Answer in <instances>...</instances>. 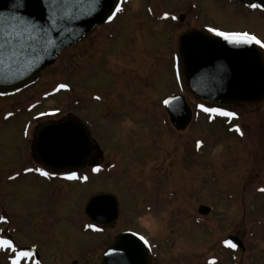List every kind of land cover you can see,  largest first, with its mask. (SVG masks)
<instances>
[{"label": "rangeland", "instance_id": "1", "mask_svg": "<svg viewBox=\"0 0 264 264\" xmlns=\"http://www.w3.org/2000/svg\"><path fill=\"white\" fill-rule=\"evenodd\" d=\"M217 1L198 2L195 22L176 0L124 1L113 22L63 51L32 90L0 100V116L58 119L73 113L89 122L97 117L100 129L91 133L108 154L106 160L116 164L110 174L90 176L78 187L27 177L3 182L0 206L6 214L0 215L7 222L0 221V235L35 247L45 264H100L104 250L126 231L148 241L151 264H264V195L253 190L264 184V109L225 108L236 116L224 118L205 112L171 71L173 54L179 65L178 37L202 25L248 32L264 41V10ZM162 11L185 18L182 23L159 21ZM74 89L85 98L98 92L116 111L101 110L87 98L76 112ZM180 92L194 120L178 131L162 101ZM17 120L9 128L0 123V139L16 151L7 154L10 149L0 144V174L21 162L17 124L22 120ZM98 193L118 200L119 218L108 230L90 228L84 214L87 201ZM199 206L210 213L200 216ZM228 236L238 238L244 250L228 249ZM7 260L0 250V264Z\"/></svg>", "mask_w": 264, "mask_h": 264}, {"label": "water", "instance_id": "2", "mask_svg": "<svg viewBox=\"0 0 264 264\" xmlns=\"http://www.w3.org/2000/svg\"><path fill=\"white\" fill-rule=\"evenodd\" d=\"M246 6L260 0H241ZM120 0H0V44L15 32L23 39L14 48L0 49V97L19 93L38 81L61 52L70 48L94 27L110 22ZM178 53L186 87L203 104L219 108H242L264 101V63L255 43L233 44L223 37L201 31H187L178 38ZM164 102L171 125L184 130L192 121L185 98L174 95ZM35 159L54 171L82 168L92 145L86 127L73 117L36 133ZM207 216L210 209L199 206ZM85 216L98 227L113 228L119 218L117 198L112 194L92 196L84 207ZM140 236L118 234L104 251L100 264H151V252ZM244 250L241 241L225 240ZM226 244V243H225ZM229 249H233L230 248ZM31 250V249H27Z\"/></svg>", "mask_w": 264, "mask_h": 264}, {"label": "flooded vegetation", "instance_id": "3", "mask_svg": "<svg viewBox=\"0 0 264 264\" xmlns=\"http://www.w3.org/2000/svg\"><path fill=\"white\" fill-rule=\"evenodd\" d=\"M127 1L131 2L132 0H127ZM176 1H178L179 3L181 2L183 7L188 8L185 14L190 17V20L192 22H195V18L196 17L194 16V14L197 13L196 12V8H195L197 3L198 2L199 3L205 2L206 5H211L214 0H203V1L202 0H176ZM223 1L231 2V3L234 2L236 4H239L243 8L251 9L249 6H246V4L243 1H241V0H223ZM250 1H254V0H250ZM260 1L262 2L261 6L263 5V8H264V0H260ZM215 3H218V1L215 0ZM256 5H258V4H256ZM253 9H256V8H253ZM173 17H175V16L174 15L172 16V14H169V12L162 11L161 18L160 17H156V18L159 21L170 20V22H173V23H176V21L178 23H182L184 18H185L181 14L178 15L177 17H175V18H173ZM212 27L213 26H210V25H202L201 27L199 26L197 28L190 29V31L191 30L193 31V30L197 29V31H202V32H205V33H208L210 35H214L215 36L216 34L214 32L209 31V29L212 28ZM181 34H183V33H181ZM87 35L85 37H87ZM85 37L82 38L76 44H74L72 47L78 46L81 43H83L84 40H85ZM175 55L176 54H173L172 57H171V61H172V63L170 64L171 65V71L173 72L174 78H176V76H177L176 74H178L177 80L182 81L183 77H181V75H182L181 74V66H179L180 65L179 64L178 67H177V63H176L177 57ZM263 57H264V54H263ZM178 60H179V56H178ZM143 64L144 63H142V65ZM113 70L115 71V69H113ZM152 70L155 71L156 69L155 70L152 69ZM177 70H178V73H177ZM111 71L112 70H110V72ZM39 82H40V78L32 86L22 90L21 92L15 94V95H12V96H9V97H0V100H6V99L11 98V97L15 98L16 96H19L20 94H22V93H24L26 91L32 90L35 87V85L38 84ZM183 82H184V80H183ZM184 85H185V83H184ZM185 89L188 92V95L193 97V95L189 92V90L186 88V86H185ZM60 92H62V91H60ZM178 94H182L183 95V93H181V92L178 93ZM73 96L75 97L73 99V107L76 109L75 110L76 112L80 111L81 107H82V109L84 108L82 106V102L85 99H87V98H89L90 101L94 102V104H97L98 106L102 107L101 110L105 111V109H106V110H109L108 112H110V113H114V111H116L113 108L112 104L104 103V101L102 100V98L100 97L98 92H92V93L89 92L88 97L85 98L83 96H80L78 90L74 89ZM97 96L100 97L99 100L96 99ZM40 98L42 99L43 97H40ZM259 106H262V108L264 109V102H261L259 104L253 105V106H248V107H249V109H251V110L253 109L254 110L255 108H257ZM91 108L92 109H96L97 107L96 106H92ZM92 109H91V111H92ZM236 109H240V108H236ZM9 113H11V112H4V114H2V116H0V123H7V128H9V124L14 122L16 119L22 120V122H21V124L19 126L17 124L18 134H19V137H20V140H21L20 144L22 146L21 147V151L18 153L17 156L19 158L21 157V162L18 165V167L12 168V169H9V168L5 169V171L2 172V174H0L1 175L0 176V184H2L3 182L12 183V182H14V180H18V179L27 177V178H30V179L32 178L31 180L33 182L46 183V184H48V182H51V183H55L56 182V183H59V184L76 185L78 187L80 182H82V183L85 182L86 183L89 180L90 176H98V175L110 174L111 173L110 172L111 167L112 166L116 167V164L113 165V162H115L114 160H112V159H107L106 160L108 154H104L103 153V151L100 148L99 144H97V140L93 136L94 134L91 133L93 130L96 131L95 133H97V131L100 129V128H98L99 123H98L97 117L89 118V119H91L90 122H89V121H87L85 119L83 120L81 117H78V115L73 114V113L72 114L68 113L65 116H62V117H60L58 119H46L44 116L47 117V114L38 115V116H35V117L32 118L31 116H29V114H25V113H24L23 117L21 116V117L17 118L14 113H11L12 115H10V116L8 115ZM98 113H99V111H98ZM98 113H96V114H98ZM105 113H107V112H105ZM68 117H73L75 120H79L85 125V127L87 129L88 136L91 139L92 145L95 146L96 149L94 150L93 154L91 155L90 160L82 168L75 169V170L54 171V170H51V169L43 166L42 164H40L35 159L36 155H35L33 149H34V147L36 146V143H37L36 133L41 128V126L43 124L55 125V124L61 122L62 120H64L65 118H68ZM80 119H82V120H80ZM25 132H27V135H25ZM1 142H3V141L0 139L1 147L3 148V146H4L6 148L5 142H3V143H1ZM9 149H10V151H7V154H10L11 151H13L14 155L16 154V151L13 150V147H12V149L7 147L5 149V151L9 150ZM263 162H264V158H263ZM97 167L100 168L99 172L94 171V169L97 168ZM37 168L44 169L45 171L49 172L50 175L48 177H44V176L40 175L38 172L34 171ZM28 169H33V171H27ZM73 172L76 173V178L67 179L66 177L69 176ZM86 173H89V175H87V176L84 175L82 177V175L86 174ZM84 177H87V179H84ZM261 188H264V184H261L257 188L253 187V190H255L257 192V196L262 195V194L264 195V192L259 191V189H261ZM2 190L3 189H0V195L5 193ZM98 194H103V193H98ZM94 195H97V194H94ZM0 212L2 214H6L4 212V208H2L1 206H0ZM94 228L98 229L96 226ZM108 229L109 228H101V229H98V230L99 231H103V230H108ZM11 236L12 235H7L8 239H11L13 244L16 246L17 251H27V249H31V250H28V251H31V252L34 253V257L31 260L23 261L22 264H31V263L32 264H36L37 261L39 262V264H45V263L42 262V260L40 258V255L38 254L37 249L35 247H23V246H20V245L16 244V242L13 239V237H11ZM0 237H3V236L0 235ZM3 251L6 252L7 255H8L7 264H10V261H11V258H12L13 254L9 250H3Z\"/></svg>", "mask_w": 264, "mask_h": 264}, {"label": "snow or ice", "instance_id": "4", "mask_svg": "<svg viewBox=\"0 0 264 264\" xmlns=\"http://www.w3.org/2000/svg\"><path fill=\"white\" fill-rule=\"evenodd\" d=\"M123 3V0H120L119 3H116L114 7V12L109 16V20L115 18L116 13H119L122 11L121 4ZM252 8H259L260 5H251ZM175 18V17H173ZM209 31L214 32L216 35L223 37L224 39L228 40L230 43L233 44H258L261 47H264V41H261L257 39L255 35H252L248 32H235V33H228L219 31L214 28H210ZM23 39V33L22 32H15L12 35H10L8 38H6L4 44H0V49H4L5 47L14 48L17 43H19ZM59 87L61 89L68 88L67 84H60ZM97 100L100 99L99 96L96 97ZM165 103H169L168 101H165ZM203 111L210 112V113H218L221 116L225 117H235L236 113L234 112H226L221 109L217 108H205L203 105L200 106ZM9 116L12 115L11 113L8 114ZM237 132H240L241 135H243V132L239 129V127L236 128ZM25 135H27V132H25ZM202 142H198V146ZM27 171H33V169H28ZM34 171L38 172L40 175L44 177H48L50 175L49 172L45 171L44 169L37 168ZM94 171L99 172L100 168L97 167L94 169ZM67 179H74L76 178V173H71L69 176L66 177ZM84 179H87V177H84ZM259 191L264 192V188L259 189ZM0 221L7 222V218L0 215ZM90 228L95 227L94 225H89ZM140 240L144 241L145 244L148 243V241L143 237H139ZM226 245L230 248L235 249L237 245L233 243L232 241H226ZM0 250H9L13 255L10 261V264H22L23 261L31 260L34 257V253L31 251H17L16 246L13 244L11 239L0 237ZM36 264H39L37 261ZM212 264H215L213 261Z\"/></svg>", "mask_w": 264, "mask_h": 264}, {"label": "bare ground", "instance_id": "5", "mask_svg": "<svg viewBox=\"0 0 264 264\" xmlns=\"http://www.w3.org/2000/svg\"><path fill=\"white\" fill-rule=\"evenodd\" d=\"M115 19H116V18H115ZM113 21H114V20H113ZM113 21H112V22H113Z\"/></svg>", "mask_w": 264, "mask_h": 264}]
</instances>
